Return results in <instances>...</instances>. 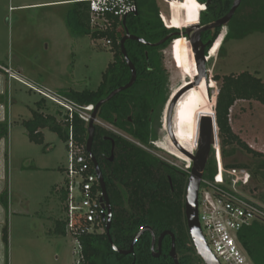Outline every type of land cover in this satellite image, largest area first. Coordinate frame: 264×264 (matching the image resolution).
I'll return each instance as SVG.
<instances>
[{"label":"rangeland","instance_id":"374dc122","mask_svg":"<svg viewBox=\"0 0 264 264\" xmlns=\"http://www.w3.org/2000/svg\"><path fill=\"white\" fill-rule=\"evenodd\" d=\"M65 1L0 0L1 63L7 66L11 62L16 71L18 67L14 63L19 61L24 80L58 98L65 97L63 93L68 89L96 91L103 81L104 72L114 59L112 47L106 45V41L74 35L70 31L66 17L72 4ZM191 1L156 0L159 16L167 28L185 32ZM52 2L58 3L47 4ZM227 33L228 26H225L221 33V46L211 61L207 62L209 77L206 83L210 87L207 94L215 106L221 86V82L216 81L217 76L223 78L249 72L264 82V29L251 32L242 39L230 38L224 42ZM181 37L180 40L172 41L162 52L168 82L158 138L152 151L161 160L166 159L184 169L190 158L171 140L164 116L172 100L176 111V117L172 120L174 140L192 155L197 132V100L193 88L190 47L184 36ZM3 92L0 100H4V122H7L9 129V135L3 138L0 147L9 208L3 223V228L6 221L9 223L8 246L4 244L3 228H0L5 248L4 263L78 264L75 240L69 235L54 232L66 218L60 188L66 184L64 169L68 166L67 145L49 129L41 130L45 139L43 145L33 143L28 138L23 123L32 119V111L39 109L38 102L44 96L21 82H12L10 88L9 83H5ZM45 99L43 112L57 114L60 106ZM58 118L62 120L61 116ZM231 124L238 136L264 153V105L237 102L231 113ZM214 153L213 150L210 162L215 168ZM226 163L253 167L256 161L239 151L227 158ZM257 179L252 176L248 187L240 186L238 191L248 201L264 205V180L261 177ZM0 204L3 206L2 201ZM51 229L53 232L49 233Z\"/></svg>","mask_w":264,"mask_h":264},{"label":"trees","instance_id":"16d2710c","mask_svg":"<svg viewBox=\"0 0 264 264\" xmlns=\"http://www.w3.org/2000/svg\"><path fill=\"white\" fill-rule=\"evenodd\" d=\"M69 1L73 2L66 17L70 31L74 35L89 36L93 40L111 41L110 46L114 53V59L104 72L103 81L96 91L70 89L63 93L65 96L63 98L79 107L96 106L112 92L126 86L130 82L132 74L122 52L121 40L127 33L143 39L149 45L132 40H128L125 44L128 58L137 71L136 83L132 88L120 92L102 105L98 112V119L127 132L131 138L149 147L153 140L150 122V119H153V114L151 111L155 105L162 101L164 88L168 81L162 52L172 41L180 40L182 37L176 35L179 33L176 30V33L172 34L164 44L154 46L161 43L174 31V29H168L161 20L156 0H136L137 14L128 16L126 21L125 19H111L110 27L102 30L92 27L90 7L86 0ZM198 2L207 6L205 12H200L201 22L205 24L224 17L230 11L233 0H212L210 3L208 0H198ZM246 7L249 10H245ZM227 26L228 33L224 42L230 38L242 39L251 32L263 30L264 0H242V5ZM222 29L216 28L212 34L206 55L221 36ZM209 34L210 32H207V35ZM183 38L189 46L187 36ZM202 40L206 42L205 37ZM216 81L221 82L216 106L215 104L214 106L224 167L233 171L248 170L251 179L253 176L255 179L261 177L264 180V153L254 149L238 136L231 124V113L237 102H256L264 105V82L257 75L249 72L228 75L223 78L217 76ZM193 88L197 100V132L192 154L195 156L200 112L194 80ZM45 100L43 98L38 102L39 109L32 111V119L23 123L30 141L43 145L45 139L41 130L49 129L68 146L72 135L75 144L84 151L91 166V172H94L95 165L86 150L89 123L82 120L77 113L71 117L61 107L57 114L44 113ZM172 105V100H170L164 113L165 120L168 118V112ZM59 116L62 120L58 118ZM175 117L176 111L173 109V119ZM129 119H132V123ZM8 135L7 122L0 123V140L7 138ZM103 136H110L116 143L115 160L113 163H109V167L103 173L113 218L109 232L105 228L103 232H94L80 238L83 249L82 264H175L170 256L172 249L170 236L163 240L160 257H154L152 252L153 234L156 237L155 249L158 252V240L161 234L167 231L172 232L175 236L176 253L180 264H204L197 254L187 224L185 201L188 176L183 178L174 175L164 169L160 161L156 157H152L147 150L96 124L92 153L100 166L107 162L112 155V144L104 140ZM239 151L246 153L256 161L253 167L245 164L226 163L227 158L234 156ZM186 163L191 164L192 160L190 159ZM64 172H66L65 169ZM216 173L217 165L215 164V168L212 167L209 159L204 178L209 176L210 180L214 181ZM132 178H135V183L132 182ZM118 183L122 187L118 186ZM249 183L241 188L248 187ZM117 187H121L118 192ZM60 191L64 204L65 186L60 188ZM118 193L121 194L119 195L121 199L117 196ZM1 201L4 208L8 210V188L4 190ZM145 227H150L153 234L145 232L135 244L132 254H120V251L130 250L140 229ZM54 232L68 236L64 223H59ZM238 237L252 264H264V222L254 221L250 226L242 228ZM3 241L5 246L9 245L8 221L3 228ZM113 245L119 251H116Z\"/></svg>","mask_w":264,"mask_h":264},{"label":"built area","instance_id":"2783aa9c","mask_svg":"<svg viewBox=\"0 0 264 264\" xmlns=\"http://www.w3.org/2000/svg\"><path fill=\"white\" fill-rule=\"evenodd\" d=\"M86 2L90 7L92 27L101 30L110 27L111 19L124 20L138 12L136 0H86ZM106 45L110 46L111 41H106ZM1 69L9 79L23 83L53 101L64 108L71 117L77 113L82 120L90 122L95 106L79 107L66 98H58L29 84L11 68ZM216 134L212 151L215 152L217 173L214 181L203 177L199 191V218L202 231L209 249L221 264H252L239 242L238 234L242 228L250 226L254 221L264 222V207L246 198L243 199L239 193L238 188L247 185L251 175L243 169L233 171L224 167L217 124ZM67 150L64 224L67 234L77 244L78 264H82L83 249L80 238L104 231L108 209L96 168L91 172L84 151L75 144L72 135ZM191 169L192 163L184 168L186 172H191Z\"/></svg>","mask_w":264,"mask_h":264},{"label":"water","instance_id":"95a60500","mask_svg":"<svg viewBox=\"0 0 264 264\" xmlns=\"http://www.w3.org/2000/svg\"><path fill=\"white\" fill-rule=\"evenodd\" d=\"M242 3V0H235L234 5L232 7V9L230 10V12L223 17L222 19L213 22L207 26H199L198 24L196 25V27L194 28H185V32L182 33H177L176 35L178 36H194V41H195V46H196V57H197V62L199 64L200 67V76L199 78L196 80L197 81V85H200L202 83L203 80H207L208 74H207V55H206V46L203 44L201 36L202 33L208 30H213L215 28H224L225 26H227L230 21L232 20V18L234 17L237 9L240 7ZM126 21V19H125ZM169 37L166 39L168 40ZM128 40H132V41H138L142 44H147L143 39L137 38L135 36L130 35L129 33L126 34V36L121 40V48H122V52L124 55V58L131 70V80L130 82L122 87L119 88L117 90H115L114 92H112L106 99L102 100L100 103H98L95 108L94 111L91 114V120L89 122V128H88V132H89V137H88V141H87V153L90 154V157L95 165L96 168V173L99 177V181L101 183V189L104 195V202L106 204V207L108 209V218H107V225H106V229L107 232H109L111 223H112V218H113V211H112V206L107 194V189H106V185L103 179V175L98 167V163L92 153V146H93V141H94V136H95V123L97 122V116H98V112L99 109L102 105H104L105 103H107L108 101H110L113 97H115L117 94H119L120 92L126 91L130 88H132L134 86V84L137 81L138 75H137V71L135 69V66L132 64V62L130 61V59L128 58V55L126 53L125 50V44ZM166 40H163L161 43L154 45V46H159L162 45L163 43L166 42ZM149 45V44H147ZM173 109H174V103L173 105L170 107L169 112H168V118H167V126H168V130H169V136L171 137V140L173 141V143L179 148V150H181L183 153H185L191 160L193 163V168H192V173L189 177V183H188V188H187V193H186V201H185V211H186V218H187V224H188V229L190 232V235L192 237L194 246L196 248L197 254L198 256L203 260L204 264H221L219 262V260L213 255V253L211 252V250L209 249V246L205 240L203 231H202V227H201V223H200V218H199V191H200V187H201V181L204 177V173L207 167V163L210 159V155L212 152V146L215 143L216 140V120L215 117L214 119L211 118H203L200 127L202 128V135H201V139L199 142V145L197 147V151L195 156L190 155L187 151L184 150V148H182L178 143H176V140H174V136H173V129H172V120H173ZM180 147H179V146ZM114 146V143H113ZM114 153V152H113ZM145 232H152V229L150 227H145V228H141L140 232L138 234V236L136 237V239L134 240L131 248L129 251H120V254L122 255H130L134 252V246L137 243V241L141 238V236L145 233ZM153 234V232H152ZM170 236L172 239V249L170 252V256L171 258L174 260L175 264H180L179 260H178V256L176 253V241H175V236L172 232L167 231L164 232L163 234H161L159 240H158V252H156L155 250V245H156V237L153 234V243H152V252H153V256L154 257H160L161 255V248H162V243L163 240L167 237ZM114 249L116 251H119L114 245H113Z\"/></svg>","mask_w":264,"mask_h":264},{"label":"flooded vegetation","instance_id":"af4514ba","mask_svg":"<svg viewBox=\"0 0 264 264\" xmlns=\"http://www.w3.org/2000/svg\"><path fill=\"white\" fill-rule=\"evenodd\" d=\"M196 1H198V0H196ZM212 0H208V3H210ZM234 2H235V0H233V2H232V5H231V8H230V10L232 9V7H233V5H234ZM196 4H198V5H200V6H202V4H200L199 2H197ZM207 4V3H206ZM241 5H242V3H241ZM240 5V6H241ZM204 6V10L202 11V12H205L206 10H207V6H205V5H203ZM196 8V7H195ZM240 8V7H239ZM238 8V9H239ZM237 9V10H238ZM201 12V13H202ZM230 12V11H229ZM228 12V13H229ZM227 13V14H228ZM226 14V15H227ZM225 15V16H226ZM224 16V17H225ZM200 17H201V14H200ZM223 17H221V18H218V19H216L215 21H213V22H216V21H218V20H220V19H222ZM213 22H209V23H205V24H202V22H201V18H199V22H198V25L201 27V26H207V25H209V24H211V23H213ZM168 29H174V31L173 32H171V34L170 35H168L166 38H164V40H166L168 37H170L172 34H174V33H176V29L175 28H168ZM216 30V28L215 29H213V30H208V31H205V32H203L202 33V36H201V39L203 38V37H205V39H206V42H203V40H202V42H203V44L206 46V49H207V47H208V45H209V43H210V38H211V36H212V34L214 33V31ZM207 32H210V34L209 35H207ZM167 41V40H166ZM164 44V43H163ZM205 49V50H206ZM209 77V76H208ZM208 77H207V79H208ZM168 82V81H167ZM167 82H166V86H165V88H164V94H163V96H162V101L160 102V103H158L157 105H155L154 106V108L152 109V117H153V119H150V122H151V130H152V141H151V143L149 144L150 146L149 147H147V146H144V145H142L141 143H139L137 140H134L133 138H131L128 134H127V132H125V131H123V130H120L119 128H116L115 126H113V125H111V124H109V123H107V122H105V121H101V120H99L98 119V116H97V122H99L100 124H98V125H100V126H102V128L103 129H106V130H108V131H111V132H113L116 136H121L122 138H124V139H126V140H128V141H130V142H132V143H135V144H137V145H139L140 147H142L143 149H145V150H147V152L149 153V154H151L152 155V157H156L159 161H160V163H161V165L164 167V169H167V170H169V172H171V173H173L174 175H178V176H181V177H183V178H186V176H188V183H189V176H190V174H189V172H186L182 167H180V166H178L177 164H175V163H173V162H171V161H168V160H166L165 159V161H163V160H161L160 158H158L157 156H155L156 154L152 151V149L153 148H155V140H157V138H158V130L160 129V114H161V111H162V107H163V105H164V98H165V94H166V87H167ZM129 121H130V123H132V119H129ZM97 122H96V124H97ZM95 124V125H96ZM112 127V129L110 128V127ZM120 131V132H122V133H124V134H120L118 131ZM169 133V132H168ZM154 137V138H153ZM155 137H156V139H155ZM103 139L104 140H106V141H109L111 144H112V155H111V158L110 159H108V161L107 162H105V163H102V165L100 166L99 164H98V167H99V169H100V171H101V173H102V175H103V173H104V171H106L107 170V168L109 167V163H113V161L115 160V158H114V148H115V145H116V143H115V141H114V139H112L110 136H103ZM116 140H117V138H115ZM94 142V141H93ZM113 143H114V146H113ZM196 154V153H195ZM192 168H193V165H192ZM191 171H192V169H191ZM169 178V180H170V183L172 184V182H171V178H170V176L168 177ZM132 182L133 183H135V178L133 179L132 178ZM119 185H121L120 183H118V186ZM121 187H122V185H121ZM121 187H117V192L118 191H120L121 190ZM187 188H188V186H187ZM108 194V193H107ZM119 195H121V194H117V196H119ZM108 197H109V195H108ZM119 199H121L120 198V196H119ZM109 200H110V198H109ZM111 203V202H110ZM159 247V246H158ZM156 250V249H155Z\"/></svg>","mask_w":264,"mask_h":264},{"label":"bare ground","instance_id":"6f19581e","mask_svg":"<svg viewBox=\"0 0 264 264\" xmlns=\"http://www.w3.org/2000/svg\"><path fill=\"white\" fill-rule=\"evenodd\" d=\"M191 1V0H190ZM196 7V8H195ZM204 10V6H200L196 3H194L193 1L190 2V7L188 8V12H187V23H186V28H194L196 27V25L199 22V14L200 12H202ZM188 42H189V46H190V59H191V63L193 66V80L194 83L196 85V89H197V97H198V103H199V112H200V122H199V136H198V143H197V147L199 145L200 139H201V133H202V126L201 122L203 118H211L214 119L215 117V112L213 111V107H214V101L213 99L211 100V98H209L208 96V89L210 87L207 86V83L205 80L202 81V83L200 85H197V79L200 76V67L198 64V60L196 57V44L194 41V36H187ZM223 41V35L221 34L220 38L216 41L215 45L213 46V48L211 49V51L209 52V54L207 55V62L211 61V59L215 56V54L217 53L219 47L221 46ZM197 151V149H196Z\"/></svg>","mask_w":264,"mask_h":264},{"label":"crops","instance_id":"0c3cea01","mask_svg":"<svg viewBox=\"0 0 264 264\" xmlns=\"http://www.w3.org/2000/svg\"><path fill=\"white\" fill-rule=\"evenodd\" d=\"M64 2V1H63ZM65 2H70L71 4L73 3L72 1H69V0H67V1H65ZM56 3H58V2H52V3H47V4H56ZM7 59H8V62H9V57H7ZM11 63V62H10ZM8 64L7 66L6 65H3L2 63H1V61H0V96L2 97L3 96V94H4V92H3V90H4V86H5V83L6 84H8L9 83V88H10V85H11V83L13 82V83H19L18 81H16V80H11V79H9V77L7 76V74H5L3 71H2V67H4V68H11L15 73H17L20 77H22L23 79H24V77L22 76V72H23V70L22 69H19V67H20V62L18 61L17 63H14V65H16L17 64V67H18V69H16V71L13 69V66L11 65V64ZM44 82V81H43ZM25 86V85H24ZM68 90H70V89H68ZM68 90H65V91H68ZM36 93V92H35ZM6 96V95H5ZM4 107V108H3ZM4 109H6L5 108V106H4V100H0V123H2V122H4L5 121V113L3 112V110ZM3 139H1L0 140V147L2 146V144L1 143H3V141H2ZM245 140V139H244ZM246 141V140H245ZM251 147H253L251 144H250V142H248V141H246ZM4 166H3V164H2V161H1V159H0V203H1V195L3 194V192H4V190L7 188L5 185H6V183H5V185H4V181L5 182H7L6 181V179H5V176H6V173H4ZM259 205V204H258ZM260 206H262V207H264V205H260ZM8 210H9V208H8ZM8 210H7V212H6V210H5V208H4V206H2L1 204H0V228H3V223H4V220H5V218H4V216L6 217V215L8 214ZM50 232H53V230L51 229L50 231H49V233ZM4 251H5V248H4V244H3V241L1 240V233H0V264H5L4 263V260H5V256H4Z\"/></svg>","mask_w":264,"mask_h":264}]
</instances>
